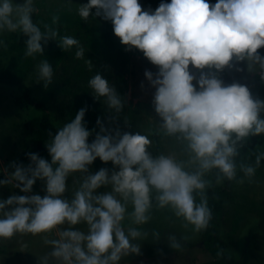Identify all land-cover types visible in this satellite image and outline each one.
I'll return each mask as SVG.
<instances>
[{
  "label": "clouds",
  "instance_id": "obj_1",
  "mask_svg": "<svg viewBox=\"0 0 264 264\" xmlns=\"http://www.w3.org/2000/svg\"><path fill=\"white\" fill-rule=\"evenodd\" d=\"M63 3L70 9L73 0ZM34 5L35 0H0V48L7 47L3 33H22L26 57L43 55L42 41L46 44L51 38L66 51L75 47V58L83 59L79 39L60 34L58 15L51 23L33 22ZM93 7L94 16L111 20L121 43L142 50L159 66L155 78L145 71L156 87L152 104L160 130L183 149L153 156L148 135L109 130L100 119V131L89 143L85 106L47 144L51 162L35 152L28 154L27 167L13 162L14 171L0 179V185L12 184L29 193L39 178L46 194L0 199V240L44 234L51 250L40 257L41 264H119L123 256L139 254L133 241L146 235L141 226L151 219L154 207L170 209L184 227L199 233L213 217L208 190L214 183H254L264 159V151L255 155L254 162L238 159L250 136L264 134V100L253 99L246 85H225L217 74L234 62L247 61L249 70L258 67L264 79V54L257 51L264 47V0H216L211 6L209 0H161L154 11L142 10L138 0H87L76 13L87 21ZM86 63L91 69V62ZM190 64L210 71H201L197 79ZM36 75L47 86L54 69L42 59ZM87 86L110 109L123 110V98L100 73L92 75ZM97 157L111 161L118 170L102 167L90 172ZM77 173L69 200L64 196L66 181ZM101 187L110 190L99 192ZM77 225H86L87 230ZM169 239L172 247L181 246L174 235Z\"/></svg>",
  "mask_w": 264,
  "mask_h": 264
},
{
  "label": "rangeland",
  "instance_id": "obj_2",
  "mask_svg": "<svg viewBox=\"0 0 264 264\" xmlns=\"http://www.w3.org/2000/svg\"><path fill=\"white\" fill-rule=\"evenodd\" d=\"M22 3V0H15ZM142 10H155L161 0H138ZM170 2V0H164ZM216 0H209L210 6ZM87 3V0H73L69 9L63 0H35V11L30 14L33 22L51 23L53 15L60 10H71L76 13L79 5ZM96 8L91 9L88 20L90 27L77 32L65 29L59 24L60 34L73 35L79 39L85 49L83 59L75 58V47L66 51L63 59L58 63L47 60L54 69V76L47 86L42 80L37 79L36 64L44 59L40 54L34 57L24 56V51L7 53L6 61L11 69L17 70L22 64V58H28L31 65L25 77L26 84L31 88L32 96L43 104L48 110L52 123L59 130L65 123L74 119L82 107H87V92L92 95V109L87 111L84 122L90 130V137L100 131L97 120L109 130L118 128L121 133L140 132L150 137L152 144L148 151L156 156L162 151L182 152L183 145L173 137L164 135L160 130V118L152 104L156 87L145 77V71H151L153 78L159 71V66L153 64L143 55V51L135 46L129 48L123 44V55H115L113 58L106 57L93 48L87 38L90 33L108 31L112 34L116 44L120 38L114 34L111 20H105L103 15L94 16ZM14 32L2 34L6 45L11 42ZM57 42L56 39H51ZM42 47L43 41H42ZM264 54V47L257 50ZM92 64L89 68L86 61ZM189 71L197 79L200 72L210 71L207 67L197 69L191 64ZM212 71V70H211ZM100 73L115 86L117 92L123 98L124 107L120 113L110 109L103 98H96L87 86L88 79ZM248 77L259 80L264 91V79H261L258 67L253 70L248 68ZM192 83L196 85V80ZM199 88L198 85H196ZM87 90V92H86ZM258 97L264 100V93L258 92ZM43 111L36 104H29L21 97L15 86L0 83V170L5 174L6 167L15 162L21 151L32 145V134L41 130ZM264 151V150H263ZM186 159V156L183 157ZM44 159L51 162V156ZM255 161V156L250 162ZM108 168L110 171L115 167L111 161L102 162L99 157L89 166V171L94 173L100 168ZM79 174L69 176L66 183L68 189L64 196L72 198V187L78 183ZM110 190L101 187L99 192ZM46 194L45 182L37 178L32 191L24 193L21 188L12 184L0 185V199L9 196ZM11 206H6L10 208ZM128 222H125L127 226ZM62 227H67L64 225ZM76 227L86 231V225ZM146 235L137 238L134 243L140 247L139 254L129 253L123 256L119 264H213V257L204 249L203 233H194L191 226L184 227L182 220L176 218L170 209L153 208L151 219L141 226ZM219 231L222 239L228 246L229 254L240 264H264V159L256 171L255 182L237 184L232 182L229 195L226 199L224 214L220 220ZM55 235V232L52 234ZM175 236L181 245L179 248L171 246L170 236ZM0 264H41L40 257L51 250V246L44 243V234H16L11 239L0 240Z\"/></svg>",
  "mask_w": 264,
  "mask_h": 264
},
{
  "label": "trees",
  "instance_id": "obj_3",
  "mask_svg": "<svg viewBox=\"0 0 264 264\" xmlns=\"http://www.w3.org/2000/svg\"><path fill=\"white\" fill-rule=\"evenodd\" d=\"M60 17V24L63 28L70 31L77 32L83 28H88L90 25L81 20L77 13L71 10H60L56 14ZM91 36L87 38L89 44L98 52L109 58L115 55H123V43L116 44L112 34L108 31L90 33ZM11 42L7 46L9 53L25 51L24 40L26 37L22 33H13ZM43 55H40L46 60L60 62L64 55L65 50L59 45V42H53L51 38L46 44L43 43ZM7 53L0 49V83L15 86L21 94L24 101L29 104H36L43 111V119L41 121V130L35 131L32 134V145L21 151L15 161L17 165L27 167L30 163L29 153L35 152L39 157H49L50 154L47 150V144L51 141L54 135L58 132L52 123L51 116L43 106V104L36 102L32 96L31 88L26 84L25 77L31 61L28 58H22V64L17 70L11 69L8 62L5 60ZM237 67L241 70L237 71ZM212 71H216L212 69ZM219 78L225 85L232 83H239L246 85L253 97V99H260L258 92L264 91L261 89L262 84L259 80L248 77L247 61L234 62L233 67L225 66L218 73ZM87 92V90H86ZM87 108L92 109V95L87 92ZM264 115V114H262ZM94 140L89 136L88 141ZM264 150V134L250 136L244 146L240 149V157L238 159L250 162L251 159L258 153ZM13 163L9 164L7 174L14 171ZM5 174L0 170V179H4ZM232 182L225 181L223 184H215L208 190L209 205L212 209L213 217L207 229L203 230L204 249L213 257V264H240L228 252V246L222 239L219 231L220 220L224 214L226 207V199L229 195L230 185ZM1 254V248H0Z\"/></svg>",
  "mask_w": 264,
  "mask_h": 264
}]
</instances>
